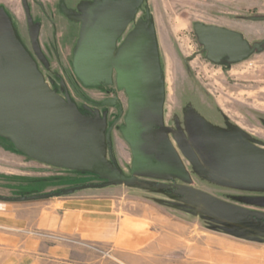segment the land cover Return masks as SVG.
Instances as JSON below:
<instances>
[{
	"label": "rangeland",
	"instance_id": "1",
	"mask_svg": "<svg viewBox=\"0 0 264 264\" xmlns=\"http://www.w3.org/2000/svg\"><path fill=\"white\" fill-rule=\"evenodd\" d=\"M113 1L26 0L32 24L38 30L36 44L41 62L29 44L20 0H0V74L33 76L66 102L81 83L73 68L77 46ZM260 1L126 0L125 27L118 40L117 56L120 59L130 35L141 20H146L151 26L145 36L151 53L149 70L156 83L154 60L159 63L165 96L164 126L172 131L160 135L168 156V175L133 167L134 146L124 138L129 130L126 118L115 126L111 139L112 148L119 152V166L109 168L111 174L101 175L50 166L31 147L25 129H0V195L54 194L47 200L23 204L25 211L36 209L43 214L49 212V202L57 198L101 194L95 190L110 188L105 192L115 199L150 202L181 217L196 213L202 224H219L213 217L204 216L209 211L206 204H194V210H185L177 202H190L164 195L158 186L148 184L156 182L183 196L198 195L205 202L213 198L231 202L233 212L239 213L234 212L231 218L232 234L257 236L264 241V232L261 236L254 229L250 231L251 226L248 230L239 227L244 222L264 224V179H258L264 176V45L262 52H254L240 63L222 60L214 64L207 60L194 31L196 24L221 27L241 34L249 45L261 43L264 6ZM114 72L117 75L116 69ZM119 96L125 105V96ZM106 123L111 126V121ZM180 142L184 146L182 157L178 152ZM171 157L174 163L179 162L185 177L175 174ZM112 180L115 184L103 189L61 194L74 186ZM8 235L22 240L23 252L5 246L4 237ZM163 260L159 249L119 253L110 244L84 241L76 235L39 228L33 222L22 233H6L0 228V264H167ZM171 264H176L175 260Z\"/></svg>",
	"mask_w": 264,
	"mask_h": 264
},
{
	"label": "crops",
	"instance_id": "2",
	"mask_svg": "<svg viewBox=\"0 0 264 264\" xmlns=\"http://www.w3.org/2000/svg\"><path fill=\"white\" fill-rule=\"evenodd\" d=\"M109 189L95 190L101 194L57 198L43 214L36 209L25 211L26 202H0V228L6 233H22L33 222L39 228L76 235L84 241L110 244L119 253L159 249L161 261L165 259L167 264L173 260L176 264H264L262 238L232 234L231 202L220 198L205 202L198 195L180 198L191 204L177 202L185 210L206 204L209 211L202 213L217 220L215 227L200 223L196 213L181 217L150 202L115 199L105 192ZM239 227L263 236V223L244 222ZM17 237H4L5 246L23 252V242Z\"/></svg>",
	"mask_w": 264,
	"mask_h": 264
},
{
	"label": "water",
	"instance_id": "3",
	"mask_svg": "<svg viewBox=\"0 0 264 264\" xmlns=\"http://www.w3.org/2000/svg\"><path fill=\"white\" fill-rule=\"evenodd\" d=\"M124 1H115L101 12L93 25L85 32L79 42L73 68L78 77L88 84H98L110 78L115 63L113 54L117 38L124 26ZM259 20V19H254ZM199 44L206 51V58L214 64L227 59L232 64L240 63L254 52H262L264 41L249 45L241 34L215 26H194ZM37 31H30V44L35 56L42 60L36 44ZM99 129L103 123L97 120ZM23 128L28 133L31 147L53 167L70 170L93 171L94 163L101 156V144L96 142L92 150L82 149L80 153L77 141L79 125L69 107L60 101L45 84L33 76L18 72L0 74V129ZM144 138L156 151L150 119L143 124ZM167 131H169L167 129ZM260 180L264 176H259ZM123 182V180H122ZM115 184V181L101 184H86L61 191L71 194L87 189H103ZM54 194H42L27 197H5L0 202H33L50 199ZM236 214L238 212L234 211ZM231 210V216L234 214ZM240 215L237 216H241Z\"/></svg>",
	"mask_w": 264,
	"mask_h": 264
},
{
	"label": "flooded vegetation",
	"instance_id": "4",
	"mask_svg": "<svg viewBox=\"0 0 264 264\" xmlns=\"http://www.w3.org/2000/svg\"><path fill=\"white\" fill-rule=\"evenodd\" d=\"M115 1L117 0L111 2L109 7ZM123 1L124 30L126 0ZM20 2L26 21L27 36L30 44V31L36 30L38 38V30L32 24L26 0H20ZM260 2L261 6H264V0ZM150 28L151 26L146 20H141L135 32L130 35L128 43L122 49L121 57L118 59V40L123 34L122 30L121 35L117 38L115 43L113 54L115 63L112 67V73L109 79L102 80L98 84H88L80 79L81 83H79L78 89L72 90V97L67 99L68 102H64L57 97L69 107L79 125L77 144L80 153L82 154V149L84 148L92 150L98 140L101 144V156L99 157V161L94 163L93 171H74L90 172L99 175L111 174L108 169L117 168L119 166L116 160V156L119 152L112 148L111 139L114 137L113 129L115 126L126 118L128 122L126 125L129 130H127V133L125 132L124 138L134 146L133 150H131V155L134 160L133 167L136 169L139 165L145 167L149 173H164L165 176L168 175L165 171L168 164V156L160 140V135L167 136L172 131L171 128L164 126L165 118L163 110L165 96L159 63L157 64L154 60L157 76L156 83L152 81L151 70H149V54L151 53L148 44H146L145 36L150 31ZM37 60L42 62L43 57L42 60L38 58ZM115 69L117 70V75H115ZM82 82L87 85L82 84ZM120 94L125 96V105H123L121 101ZM147 118L150 119L156 151L151 148L144 138L143 124ZM97 120L103 123L101 129H99ZM106 120L111 121V126L107 125ZM178 120L179 119L176 117V121ZM167 129L169 131H167ZM181 133V131L178 132L180 137L182 136ZM178 152L182 157L184 154L182 142H180ZM171 160V168L174 170L175 174L185 177V173L182 171L179 162L177 161L174 163L172 157ZM194 168L195 170H199L198 166ZM67 170L73 171L70 169ZM169 176L172 179L170 182H172L173 178L171 175ZM148 184L151 186H158L164 195H174L177 198L184 197L174 189L168 190L166 186L161 183L150 182Z\"/></svg>",
	"mask_w": 264,
	"mask_h": 264
}]
</instances>
